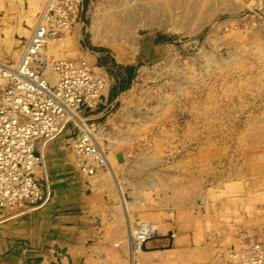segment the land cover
Masks as SVG:
<instances>
[{
	"label": "rangeland",
	"instance_id": "obj_1",
	"mask_svg": "<svg viewBox=\"0 0 264 264\" xmlns=\"http://www.w3.org/2000/svg\"><path fill=\"white\" fill-rule=\"evenodd\" d=\"M28 1L25 23L15 3L0 32L9 67L46 0ZM75 2L70 28L46 51L108 74L110 87L86 117L113 172L84 173L66 130L54 140L75 171L65 186L82 197L92 184L117 181L131 222L155 225L154 237L170 220H198L208 241L221 243L219 264H235L229 251L249 256L241 242L264 246V0ZM94 25L99 39L126 36L100 42Z\"/></svg>",
	"mask_w": 264,
	"mask_h": 264
},
{
	"label": "crops",
	"instance_id": "obj_2",
	"mask_svg": "<svg viewBox=\"0 0 264 264\" xmlns=\"http://www.w3.org/2000/svg\"><path fill=\"white\" fill-rule=\"evenodd\" d=\"M18 1L0 0L1 34L6 24L12 22L9 16L13 4H17L15 8L20 10L19 16L22 18L16 22L24 24L26 16L32 14L33 9L28 0ZM21 32L25 33L24 30ZM63 150L60 141H54L49 147L47 165L52 189L50 199L55 196L52 200L25 212L13 209L0 212V264L221 262V243L208 241L207 229H203L199 221L193 218L189 221L170 220L163 232L159 230L156 237L143 243L141 252L131 254L127 249L130 215L125 217L123 212V199L117 181L115 185L101 182L93 185L89 182L92 184L91 189L82 197L75 196L73 190L65 186L75 171L68 166L70 161Z\"/></svg>",
	"mask_w": 264,
	"mask_h": 264
},
{
	"label": "built area",
	"instance_id": "obj_3",
	"mask_svg": "<svg viewBox=\"0 0 264 264\" xmlns=\"http://www.w3.org/2000/svg\"><path fill=\"white\" fill-rule=\"evenodd\" d=\"M75 1L57 0L58 7L47 10L46 15L57 26H40L34 47L25 49L19 66L5 75L8 83L0 90V212H25L46 202L49 187L42 174L41 145L67 129L72 130L67 144L85 156V167L90 166L87 157L98 154V142L87 127L92 124L86 113L102 101L103 78L85 60L55 61L52 68L58 78L52 82L44 73L48 63L37 57L47 35L58 33V26L71 25L77 11ZM97 166L92 165L94 171ZM240 246L243 253L251 255L234 250L231 258L235 264H264V246L260 243L250 240Z\"/></svg>",
	"mask_w": 264,
	"mask_h": 264
},
{
	"label": "bare ground",
	"instance_id": "obj_4",
	"mask_svg": "<svg viewBox=\"0 0 264 264\" xmlns=\"http://www.w3.org/2000/svg\"><path fill=\"white\" fill-rule=\"evenodd\" d=\"M73 4V3H72ZM74 5H75V3H74ZM51 6H53V7H58V2H57V0H46L45 1V3H44V5H43V7L41 8V10L39 11V13H38V15H37V18H36V20L34 21V25H33V27H32V29H31V31H30V35H29V37H28V39H27V41H26V43L23 45V48L21 47V52H20V54H19V57H18V59H17V61H16V63H15V65L13 66V67H9L8 65H5V64H3V63H1L0 62V81L1 82H6L7 81V78L5 77V75L7 74V72H9V71H11V69H13V68H16L17 66H19V63L21 62V59H22V57H23V54H24V51H25V49H30L31 47H34V44H33V39L35 38V36H37V34H38V31H39V27L40 26H54V27H56L57 25H56V23L53 21V19H50V17L48 16V15H46V12H47V10L51 7ZM75 7V9H77V5H75L74 6ZM118 13V12H117ZM115 15V14H114ZM120 15V14H119ZM116 16V15H115ZM117 16H118V14H117ZM76 19V18H75ZM74 21V20H73ZM72 22V21H71ZM130 24H131V22H130ZM71 26V25H70ZM70 26H63V27H60V26H58V28L60 29V30H58V33H56V34H49V35H47V37H46V39L44 40V42H43V45L38 49V53H37V57L39 58V59H41L44 63L45 62H47L48 63V65H47V69L44 71V73L49 77V79L52 81V82H55V81H57V78H58V75H57V72H55L54 71V69L52 68V63L53 62H55V61H76V62H79V61H81V60H85L86 62H87V64H88V66H90L93 70H95L96 72H98V74H100L99 76L100 77H102L103 78V83H104V89H103V91H106V90H108V88L110 87V85H109V77H108V74L107 73H105L100 67H95V66H93V65H91V63L88 61V60H86V59H78V58H75V57H68V58H63V59H55L52 55H49V53H47V51H46V49H47V47L50 45V43L51 42H53V41H56V40H60L61 41V39H62V37H63V33H62V31H64V30H67V29H69L70 28ZM91 30H93V34H94V36H95V40H100V42H107V43H115L116 41H114V40H116V38L118 37V36H126V34H122L120 31V33L121 34H119V33H113V37L112 38H110L109 36H108V38H106L105 40L103 39V38H101V39H99V29L97 28V27H95V25H94V27L91 29ZM106 32V31H105ZM113 32H115V31H113ZM108 32H106V34H104V35H109V34H107ZM102 34V33H101ZM103 35V34H102ZM103 37V36H102ZM110 38V39H109ZM133 39V38H132ZM133 40H135V39H133ZM133 42H135V41H133ZM131 43H132V41H131ZM57 44H59V43H57ZM102 44V43H101ZM103 45V44H102ZM167 57H168V55H167ZM167 57H165V58H167ZM122 57L121 56H119V59H121ZM167 59H169V57L167 58ZM97 74V73H96ZM7 83H8V81H7ZM104 93V92H103ZM133 96H134V94H133ZM89 119V118H88ZM82 120H83V122H85L86 121V118H82ZM80 120L79 119H77V122H79ZM86 126H87V124H86ZM88 127V129H89V131H92L93 132V134H94V136L96 137V139H97V142H98V154L97 155H94V156H89V157H87V159H88V162L90 163V166L89 167H85V165L83 164V160H84V157L85 156H82L81 154H80V152H78L76 149H74L73 147H71L70 146V148L73 150V152H74V155H76L78 158L80 157V159L78 160V162H77V165L78 166H80V168H81V170L84 172V173H87V174H89V175H92V174H94L95 173V171L93 170V168L94 167H92V165H99V166H97L96 167V169L98 170V171H100V168L102 169L101 171L103 172L104 171V173H106V171L108 170L109 172H113L112 170L113 169H111V166H110V163H109V161H108V157H107V155H106V153H105V150H104V147H103V145L101 144L102 143V141H101V136H100V134H101V132H100V130H98L97 129V131L95 130V126L93 127V125L92 126H87ZM85 128V127H84ZM97 128V127H96ZM67 133H66V135H67V137L72 133V130L71 129H67ZM100 132V133H99ZM64 133V132H63ZM62 133V134H63ZM61 134V135H62ZM61 135H59V136H61ZM58 136V137H59ZM57 137V138H58ZM56 139V138H55ZM55 139H52V140H50V141H47L44 145L42 144L41 145V153H42V160H43V167H42V174H43V176L47 179V183H48V191H49V195H48V198H47V200H46V202L47 201H49V199H50V197H51V195H52V189H51V180H50V172H49V168H48V165H47V158H48V155H49V147H50V145H51V143H53V141L55 140ZM66 142H67V138H66ZM64 157V156H63ZM76 157V158H77ZM72 159V158H71ZM64 160V159H63ZM66 163V162H65ZM87 166V165H86ZM61 168H63V167H61ZM96 170V171H97ZM100 171V172H101ZM107 171V172H108ZM98 174V173H97ZM94 175H96V174H94ZM114 177V176H113ZM102 184V183H101ZM100 184V185H101ZM104 184V183H103ZM117 185L119 186V189L118 190H120L121 191V195H122V199H123V205H124V213H125V217H128L129 216V214H128V212H129V205H128V203H127V201H126V197H125V195H124V191H123V189H122V187H121V185L117 182ZM120 195V196H121ZM121 200V199H120ZM45 202V203H46ZM44 203V204H45ZM43 204V205H44ZM43 205H41V206H43ZM121 206H122V204H120ZM41 206H39V207H41ZM39 207H37V208H39ZM119 208V207H118ZM122 208V207H121ZM34 209H36V208H34ZM32 210V209H31ZM119 210H121V209H119ZM123 210V209H122ZM116 211H117V209H116ZM118 212V211H117ZM119 216V215H118ZM129 220V219H128ZM130 227H129V237L127 236V238H129L127 241H128V245H129V249H128V247H127V249L128 250H130V252H131V254H134V253H139V252H141V250H142V242H143V240H145L146 239V237L147 236H149V235H153V234H157L156 232H157V230H156V226L155 225H153V224H150V223H147V222H142V223H140V222H138V221H133V222H131V220H130V225H129ZM126 227V226H125ZM127 229V228H126ZM126 248V247H125ZM127 250V251H128ZM253 252V251H252ZM128 253H129V251H128ZM251 255V254H250ZM228 256H229V259H231V256H230V251H229V253H228ZM134 258V257H133ZM132 259V258H131ZM133 260V259H132ZM232 261V260H231ZM131 263H132V261H131Z\"/></svg>",
	"mask_w": 264,
	"mask_h": 264
}]
</instances>
